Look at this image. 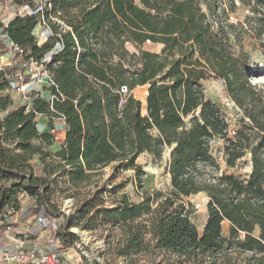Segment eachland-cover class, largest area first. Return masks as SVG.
Wrapping results in <instances>:
<instances>
[{
	"label": "trees",
	"instance_id": "16d2710c",
	"mask_svg": "<svg viewBox=\"0 0 264 264\" xmlns=\"http://www.w3.org/2000/svg\"><path fill=\"white\" fill-rule=\"evenodd\" d=\"M0 3L16 12L21 5L35 6L34 13L17 14L7 24L0 19V56L13 43L22 68L44 63L54 82L29 104L16 105L4 91L15 88L17 78L0 72V222L20 209L25 191L35 199L34 214L65 216L54 232L65 248L79 238L72 225L90 230L109 224L119 231L115 253L126 259L155 250L212 259L238 250L251 253L247 264H264V88L252 83L243 48L246 35L264 48V0H51L43 9L34 0ZM238 3L249 14L233 22ZM42 13L47 40L35 34ZM146 42L163 47L151 51L143 48ZM213 75L225 80L242 110L233 135L225 111L205 95L202 80ZM145 85L143 102L134 90ZM38 115L48 118L47 130ZM58 119L66 129L62 143L53 133ZM215 139L224 141L228 167L250 153L252 171H222ZM166 148L167 193H123L115 206L105 207L106 189L100 187L79 198L72 214L54 202L58 191L81 194L112 163L119 172L134 169L143 189L138 157L147 152L160 160ZM201 192L209 198L202 230L184 200ZM224 221L230 223L228 235Z\"/></svg>",
	"mask_w": 264,
	"mask_h": 264
},
{
	"label": "rangeland",
	"instance_id": "374dc122",
	"mask_svg": "<svg viewBox=\"0 0 264 264\" xmlns=\"http://www.w3.org/2000/svg\"><path fill=\"white\" fill-rule=\"evenodd\" d=\"M14 13H16V11L11 9L8 4L3 5L0 3V19L5 24L15 16ZM248 14L249 9L238 3L236 11L231 13V21L242 22ZM48 30L49 29L42 24V26H38L35 29V34L38 38H41L43 32L48 35ZM127 46L131 51H137V48L132 43H128ZM162 47V44L154 42H146L143 45V48L156 52H159ZM243 48L248 53L251 70L254 73L251 77L252 83L258 88H264V48L261 42L246 35L243 41ZM2 50L3 52L0 56V72H4L8 74V76L15 75L14 77L17 78L18 84L11 90L15 101L17 104L26 102L23 94L17 92L16 88L21 82L26 84V93L30 94V96L37 90L42 89L41 85L35 83L36 81L32 84V81L35 79L34 74L38 71H31L28 64H25L22 68L20 56L18 57L16 55L17 51H15L10 44L6 43L5 48ZM235 50L239 52V47L235 46ZM202 84L206 97L216 101L225 111L230 124V134L233 135L243 122V114L242 110L230 98L225 80L213 75L202 80ZM147 91L148 87L145 85L137 87L134 90V94L145 102ZM223 144L224 141L222 139H215L213 141V153L220 163L221 170L247 176L252 171V165L250 163L251 154L247 153L239 165L228 167L223 157ZM169 159V148L165 149L163 158L160 160L155 159L153 155L147 152L138 157L137 163L141 164L143 170H145L143 189L137 184L136 172L134 169L122 170L119 172L116 169L114 170V164L116 165V163H113L106 166L101 171L100 175L95 177L97 181L88 187L82 188L81 191H78L81 192V194L75 196L73 195V190L58 191L54 197V202L64 212L74 211L79 198L82 199L85 196H90L100 187L106 189L103 194V206L105 207L115 206V200L120 198L123 193H127L131 198H134L136 194L142 190L150 192L160 190L167 193L171 189V180L168 172ZM114 188L117 190L116 193H114ZM184 200L187 206H192L194 208L191 218L199 229L202 230L208 215L207 204L209 198L207 194L204 192L192 194ZM68 201L71 203L69 207L66 205ZM22 205L23 210L19 212V218L15 224V232L10 234L9 238H5L4 241H7L8 244H12L11 241L13 238L22 239L25 242L24 247L29 249L34 247L37 241V235H35V233L38 232V230L34 228L33 224L28 222L29 218L35 213V199L33 197L24 198ZM65 220V216L59 218L61 224H63ZM34 224L38 225L36 221ZM224 224V234L228 235L230 223L226 221ZM70 229L78 234L79 237L75 245L70 248L63 247L60 243V239H57L54 233L50 231L41 239L43 247L57 250L61 253V264L92 263L95 260L103 264H247L248 257L251 256V253H241L238 250H230L212 259L189 258L164 250H155L151 253L134 254L131 258L126 259L115 253V242L119 238V231H115V227L109 224H101L95 229L88 230L72 225ZM82 232L86 235L83 236Z\"/></svg>",
	"mask_w": 264,
	"mask_h": 264
},
{
	"label": "built area",
	"instance_id": "2783aa9c",
	"mask_svg": "<svg viewBox=\"0 0 264 264\" xmlns=\"http://www.w3.org/2000/svg\"><path fill=\"white\" fill-rule=\"evenodd\" d=\"M36 2V7L43 9L45 5L51 6V0H34ZM35 6L31 4H25L18 7L17 12L14 15H30L34 13ZM56 19V18H54ZM42 24L48 28L47 19L42 13L41 20L39 21L38 26ZM40 40H47L48 35H41ZM11 47L15 51H20L18 46L13 43H10ZM50 57L46 58V61H50ZM29 69L31 71L35 70L36 72L35 79L38 85L49 86L54 82L51 78L50 71L45 67L44 63H38L36 61H31L29 64ZM28 67V66H27ZM38 74V75H37ZM12 89H6L4 92H10ZM126 91V89H123ZM16 91L23 94V97L26 99V103H30L32 96L26 93V84L22 83L16 88ZM21 201L23 202L24 198H31L27 192H22L20 195ZM23 210V205L20 209L15 211L13 215L7 218L4 221L0 222V264H61V253L57 250L47 249L43 247L41 239L46 236L47 233H54L58 230L60 226L59 218L46 215H36L34 214L29 218L28 222L35 225L34 222H37L38 232H37V242L34 247L26 249L24 247L25 242L22 239L13 238L11 243L8 244L7 241L1 240V238H9L10 234L15 232V224L19 218V212ZM73 210L66 212L67 214H72ZM14 240V242H13Z\"/></svg>",
	"mask_w": 264,
	"mask_h": 264
},
{
	"label": "crops",
	"instance_id": "0c3cea01",
	"mask_svg": "<svg viewBox=\"0 0 264 264\" xmlns=\"http://www.w3.org/2000/svg\"><path fill=\"white\" fill-rule=\"evenodd\" d=\"M36 80L34 79L32 81V84L35 82ZM36 83V82H35ZM138 87H141V86H138ZM41 88L42 89H39L37 90L36 92L40 91L41 93H43L44 91V88L45 86L44 85H41ZM11 95H12V98H13V101H14V104L17 105L16 101H15V98L13 96V92L10 91ZM147 94H148V91H147ZM31 96H33V94H31ZM147 97V95H146ZM23 103H26V102H23ZM22 104V103H20ZM38 120L41 124V128L43 130H47L49 127H48V118L44 115H38ZM57 124V127L53 130V133L55 135V141L58 142V143H62L64 141V138H65V135H66V129H65V125H64V121L62 119H58V121L56 122ZM113 164V163H112ZM224 223H226V221H224ZM223 223V227H224V224ZM34 228L38 230V226L37 225H34ZM35 235H37V232L35 233ZM5 238H1V240L4 241ZM35 241V240H34ZM37 242V241H36Z\"/></svg>",
	"mask_w": 264,
	"mask_h": 264
},
{
	"label": "bare ground",
	"instance_id": "6f19581e",
	"mask_svg": "<svg viewBox=\"0 0 264 264\" xmlns=\"http://www.w3.org/2000/svg\"><path fill=\"white\" fill-rule=\"evenodd\" d=\"M66 205H67V207L71 206V203H70V201H68ZM82 234H83V236H85V235H86L84 232H82ZM85 238H87V237H85Z\"/></svg>",
	"mask_w": 264,
	"mask_h": 264
}]
</instances>
